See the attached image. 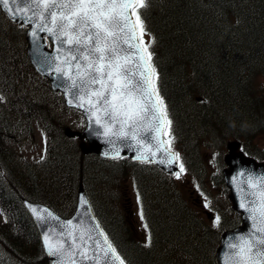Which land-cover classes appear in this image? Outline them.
<instances>
[{
	"label": "trees",
	"instance_id": "16d2710c",
	"mask_svg": "<svg viewBox=\"0 0 264 264\" xmlns=\"http://www.w3.org/2000/svg\"><path fill=\"white\" fill-rule=\"evenodd\" d=\"M146 2L140 14L159 74V92L172 120V146L193 154L195 146L213 147L221 167L224 145L237 139L247 154L264 160V147L257 142L264 133V0ZM25 32L0 9V264H48L21 197L47 203L69 216L75 210L80 181L114 244L123 239L131 245L135 253L131 264H153L150 259L158 245L174 257L158 264H217L215 251L222 232L240 223L236 213L226 208L216 226L197 214L182 188L157 167L83 154L79 139L67 137L62 122L50 115L48 102L41 94L33 102L25 87L34 77L48 84L28 58ZM48 87L64 103L62 95ZM10 118L22 126L29 124L30 129L32 121L41 124L46 152L35 165H13L10 146L5 145ZM185 164L192 173V163ZM193 175L196 181L201 179L198 172ZM135 176L146 190L150 179L164 187V193L170 189L169 198L158 193V200L148 201L155 207L150 246L132 236L118 208L119 183ZM219 176L214 177L216 182L223 179L221 172ZM205 191L209 194L207 187ZM101 209L114 219L113 224L108 225Z\"/></svg>",
	"mask_w": 264,
	"mask_h": 264
},
{
	"label": "snow or ice",
	"instance_id": "6c2138e0",
	"mask_svg": "<svg viewBox=\"0 0 264 264\" xmlns=\"http://www.w3.org/2000/svg\"><path fill=\"white\" fill-rule=\"evenodd\" d=\"M0 6L13 19L19 16L34 23L33 37L39 30L54 39L56 55L47 58L55 62L53 71L78 90L77 107L86 110L107 142H133L128 146L141 163L171 166L180 160L172 148V120L159 92L151 45L144 40L140 10L147 7L146 0H0ZM30 11L32 15H27ZM158 154L165 159L157 161ZM111 158H121L118 148ZM184 172L179 163L176 178ZM242 182L248 191L240 207L249 214L251 230L227 244L224 264H264V176L249 174ZM80 204L85 207L88 202L82 198ZM29 208L37 221H57L62 229L50 228L43 236L44 249L57 258L56 264H126L98 222L94 226L60 222L46 208ZM143 215L141 210V219ZM219 224L217 216L215 225Z\"/></svg>",
	"mask_w": 264,
	"mask_h": 264
},
{
	"label": "rangeland",
	"instance_id": "374dc122",
	"mask_svg": "<svg viewBox=\"0 0 264 264\" xmlns=\"http://www.w3.org/2000/svg\"><path fill=\"white\" fill-rule=\"evenodd\" d=\"M145 42L147 41V35L144 36ZM25 87H27V91L30 94V97L33 102L34 98H39V94L41 97L45 99L50 106V115L55 119L56 122H62L64 127L68 126L73 130L81 129L85 125V120L82 115L74 110L67 109L59 98H56L54 93L49 90L48 84L43 80L34 77L33 80L26 82ZM189 110V109H187ZM31 129L29 124L26 123L25 126L19 125V121L11 120L9 121L10 131L8 133L9 139L6 138L5 145H9V152L12 155V163L13 165H35L38 163L45 154L46 151V134L43 132L41 128V124L32 121ZM17 130V131H16ZM193 135H197V130L192 131ZM12 136V137H10ZM195 139V137L193 138ZM193 139L190 141L192 143ZM257 142L261 147H264V133L260 134L257 138ZM197 143V142H196ZM195 143V144H196ZM177 150L182 151L184 157V165L185 161L191 164V169L181 174L180 178L177 179L178 184L183 188L184 195L186 196L188 202L195 207V210L198 214L202 215L204 218H207L208 221L213 222L211 220V212H216L220 214V212H227L226 208L230 207L228 195L222 189V184H218L214 177H216L218 173V166L215 161V152L213 147L201 144L200 146H195L197 153H192V150L184 151L181 150L180 146ZM189 149V147H187ZM219 151V150H217ZM223 155L226 153V144L224 145ZM194 155V156H193ZM186 156V157H185ZM194 157V158H193ZM7 162L10 161L6 158ZM6 164V163H5ZM185 167V166H184ZM222 169V168H221ZM200 174L201 179L196 178L198 182L195 180V175L193 173ZM202 174V175H201ZM146 188H143V192L146 195V204L149 211L154 210L150 202L154 200H158V193L163 194L162 189L164 187H157L156 184L152 182V179L149 180L148 185H145ZM209 189V194H205L203 190ZM170 190V189H169ZM166 191L164 194L169 198L170 191ZM119 191L121 195L120 204L123 212L126 214L127 220L136 236V239L142 243H146L149 230L148 226L145 227L144 217L141 219L140 216V206H139V194L140 189L137 186V182L133 181V179H129L119 183ZM151 201H150V200ZM149 201V203L147 202ZM209 201H212L210 203ZM115 203V200H114ZM210 211V212H209ZM102 216L106 219L108 225L113 224L114 219L108 216L105 210L101 209ZM213 215H215L213 213ZM153 225V224H152ZM150 228V227H149ZM117 236V235H116ZM123 239L119 240L117 245V250L120 249L119 254L125 259L126 263H131V259L133 260V256L135 253L132 250L130 244H125L122 242ZM127 242V240L125 239ZM158 252L154 253V257L150 259L151 262L161 263L166 261L165 263L172 262L174 257L167 256L164 247H159ZM180 258V256H179ZM8 259V258H7ZM157 259V261H156ZM153 263V264H154Z\"/></svg>",
	"mask_w": 264,
	"mask_h": 264
},
{
	"label": "water",
	"instance_id": "95a60500",
	"mask_svg": "<svg viewBox=\"0 0 264 264\" xmlns=\"http://www.w3.org/2000/svg\"><path fill=\"white\" fill-rule=\"evenodd\" d=\"M21 2H23V0H21ZM13 7H15V5H13ZM1 8L7 14L10 20L18 23L19 25L23 24L28 27L26 35L28 43L27 52L36 70L42 76H45L50 80L53 90L63 93L66 105L68 107L75 108L83 113L87 124L86 127L82 131H73L70 128H66V134L68 136L77 135L79 136V138L85 139V141L81 143V148L84 153H95L102 158L112 159L111 157L114 154V149L118 148L120 157L125 156L133 161H138L135 159V156L137 155L136 150L128 146L133 142L122 140L116 141L114 144L107 142L106 138L102 134H100L102 133V129L98 128V126H96L89 120V114L86 112V110L84 108L77 107L78 101L75 97L78 90L71 89L69 87L70 82L67 81V79L62 75H58L53 71L52 65L55 62L52 61L50 63L47 59L48 57L56 55L55 49L57 45L54 42V39L47 33L41 32L39 30H36L37 36L33 37L31 35V32L32 30H34V23H25V21L20 19L19 16H17L16 19H13L12 16L2 6ZM27 15H32V12H28ZM46 38L51 41L52 48L48 47ZM240 145L241 143L237 140L229 141L227 143L228 152L226 153L224 159L228 167L224 169L223 174L226 184L230 189V198L233 203V209L241 213L243 223L237 228L225 231L222 234L220 245L216 251L218 264H224L225 254L229 252L227 244L229 242H236V238L239 235H246L251 230V221L249 219V214L240 207L241 198L248 191L247 186L242 182V179H246L249 174L257 177L264 176V162L257 161L255 158L246 155L243 151H240ZM106 152L109 155L105 156L104 153ZM160 159H165L163 154H158V156L156 157L157 161ZM179 163L180 162L178 161L171 166L159 163L154 164L158 165L164 171L170 173L171 175H175V173L179 170ZM242 172L245 174L244 178L240 177V173ZM82 198L87 200L88 202L87 206L85 207H81L80 201ZM23 202L40 231L43 250L50 264H56L57 258L47 255L43 245V236L50 228L54 229L56 232H59L62 229H60L59 223L57 221H47L44 223L37 221L35 216L31 212L29 205L37 209H48L51 213L60 218V222L72 220L76 223H82L89 226H94L95 223L98 222L82 184L79 187L76 211L72 216L68 218L57 214L50 207L43 203L33 202L27 199H23Z\"/></svg>",
	"mask_w": 264,
	"mask_h": 264
},
{
	"label": "bare ground",
	"instance_id": "6f19581e",
	"mask_svg": "<svg viewBox=\"0 0 264 264\" xmlns=\"http://www.w3.org/2000/svg\"><path fill=\"white\" fill-rule=\"evenodd\" d=\"M214 18V17H213ZM209 19V18H208ZM214 20V19H213ZM209 22V21H208ZM192 27V26H190ZM232 34V33H231ZM234 34V33H233ZM233 36V35H232ZM235 40V39H234ZM252 56V55H251ZM247 96V95H246ZM249 98V97H248ZM17 131V130H16ZM141 189H143V186H141Z\"/></svg>",
	"mask_w": 264,
	"mask_h": 264
}]
</instances>
